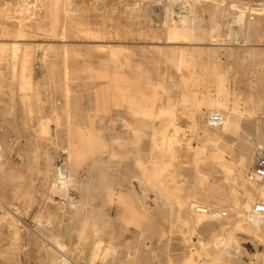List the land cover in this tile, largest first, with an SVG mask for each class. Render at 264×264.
Segmentation results:
<instances>
[{
  "label": "rangeland",
  "instance_id": "rangeland-1",
  "mask_svg": "<svg viewBox=\"0 0 264 264\" xmlns=\"http://www.w3.org/2000/svg\"><path fill=\"white\" fill-rule=\"evenodd\" d=\"M24 1L0 0V264H264L241 217L264 203V6Z\"/></svg>",
  "mask_w": 264,
  "mask_h": 264
},
{
  "label": "bare ground",
  "instance_id": "bare-ground-1",
  "mask_svg": "<svg viewBox=\"0 0 264 264\" xmlns=\"http://www.w3.org/2000/svg\"><path fill=\"white\" fill-rule=\"evenodd\" d=\"M24 1V0H23ZM39 1V0H38ZM243 1V0H242ZM247 1V3H250V2H253L254 4H256L257 6L258 5H260V6H264V2L263 1H248V0H246ZM25 2V1H24ZM239 2H241V0H239ZM21 3H23L22 1H21ZM55 4V3H54ZM56 5V4H55ZM35 6V5H34ZM62 6H64V4L62 5ZM190 6V5H189ZM17 7H18V5H17ZM37 7V6H36ZM63 9V8H62ZM180 9V8H179ZM67 10V9H66ZM185 10V9H184ZM212 10V9H211ZM65 11V10H64ZM63 11V12H64ZM189 11V10H188ZM1 12V11H0ZM21 12H23V11H21ZM154 12V11H153ZM66 13V12H65ZM185 13V12H184ZM213 13V12H212ZM10 14V13H9ZM8 14V15H9ZM67 14V13H66ZM242 12H239V14L237 15V17L235 18V21H236V23H240L241 22V18H242ZM20 15V14H19ZM25 15H26V13H25ZM184 15V14H183ZM213 15V14H212ZM216 15V14H215ZM215 15H213V16H215ZM12 17H14V15L12 14L11 15ZM189 16V15H188ZM194 16V15H193ZM2 17V16H1ZM9 17V16H8ZM244 17V16H243ZM10 18V17H9ZM181 18H183V17H181ZM4 19V18H3ZM185 19V18H184ZM1 20V19H0ZM8 20V19H7ZM200 20V19H199ZM243 20V19H242ZM4 21V20H3ZM9 21H10V19H9ZM16 21V20H15ZM22 21V20H21ZM185 21H186V19H185ZM188 21V20H187ZM181 22V21H180ZM182 22H183V20H182ZM181 22V23H182ZM17 23V22H16ZM29 23V22H28ZM235 23V24H236ZM34 24V23H33ZM164 25V24H163ZM191 25V24H190ZM1 26H3V25H1ZM20 26V25H19ZM218 26V25H217ZM236 26V25H235ZM86 27V26H85ZM180 27H182V26H180ZM189 27V26H188ZM239 27V26H238ZM16 28H17V26H16ZM19 28V27H18ZM25 28V27H24ZM171 28V27H170ZM191 28H193V27H191ZM6 29H7V25H6ZM11 29L13 30L14 28H12L11 27ZM2 30V29H1ZM169 30V29H168ZM194 30V29H193ZM19 31V30H18ZM167 31V30H166ZM205 31V30H204ZM140 32V31H139ZM189 32H190V30H189ZM196 32V31H195ZM7 33V32H6ZM14 33V32H13ZM13 33H12V35H13ZM107 33V32H106ZM148 33V32H147ZM176 33V32H175ZM185 33V32H184ZM199 33V32H198ZM204 33V32H203ZM10 34V33H9ZM89 34V33H88ZM174 34V33H173ZM187 34H188V32L187 33H185V35L184 36H187ZM207 34V33H206ZM11 35V34H10ZM82 35V34H81ZM134 35V34H133ZM171 35V34H170ZM191 35V34H190ZM14 36V35H13ZM13 36H12V38H13ZM94 36V35H93ZM137 36V35H136ZM195 35H194V33H193V37H194ZM205 36V35H204ZM3 37V36H2ZM20 37H21V35H20ZM86 37V36H85ZM141 37V36H140ZM172 37V36H171ZM201 37V36H200ZM172 38H174V37H172ZM178 38H180V37H178ZM189 38V37H188ZM183 39H185L184 37H183ZM187 39V38H186ZM191 39V38H190ZM196 38H194V40H195ZM206 39V38H205ZM198 40H199V38H198ZM197 40V41H198ZM211 41V40H210ZM234 41V40H233ZM188 45V44H187ZM12 46H15V45H12ZM221 46V45H220ZM17 49V48H16ZM196 49V48H195ZM11 52V51H10ZM64 52V51H63ZM62 52V53H63ZM115 53V52H114ZM229 54V53H228ZM13 54H12V52H11V56H12ZM1 56V55H0ZM178 56V55H177ZM13 57H15V56H13ZM181 57V56H180ZM2 58V57H1ZM0 58V59H1ZM17 58V57H16ZM63 58V57H62ZM181 58H183V57H181ZM11 59H12V57H11ZM15 59V58H14ZM178 59V58H177ZM2 60V59H1ZM205 60V59H204ZM183 61H186V60H183ZM183 61H182V59H181V62L183 63ZM178 62V60L176 61V63ZM180 62V61H179ZM185 63V62H184ZM189 63V62H188ZM11 64V63H10ZM181 64V63H180ZM211 64V63H210ZM183 65V64H182ZM190 65V64H189ZM209 65V64H208ZM197 66V65H196ZM178 67V66H177ZM66 68V67H65ZM198 68V67H197ZM264 68V67H263ZM192 69V68H191ZM216 74V73H215ZM198 76V75H197ZM219 76V75H218ZM165 80V79H164ZM66 81V80H65ZM222 86V85H221ZM65 87V86H64ZM118 88V87H117ZM120 88V87H119ZM120 90V89H119ZM227 91V90H226ZM136 94V93H135ZM140 94V93H139ZM136 95H138V94H136ZM134 98H135V96H134ZM213 103V102H212ZM221 107H222V105H221ZM224 107V106H223ZM66 111V110H65ZM216 113H219L220 114V112L219 111H216ZM65 115V114H64ZM231 115V114H230ZM236 116V115H235ZM237 117V116H236ZM238 124V123H237ZM172 126V125H171ZM238 126V125H237ZM235 128V121L234 120H231V119H229V118H226L225 117V119H224V123H223V125H222V127L219 129V131H222V132H228V131H232L233 129ZM170 129V128H169ZM258 131V130H257ZM258 132H260L261 133V131H258ZM257 132V133H258ZM228 133H230V132H228ZM232 133V132H231ZM233 133H235V132H233ZM256 133V134H257ZM263 134V133H262ZM259 137V136H258ZM264 137V136H263ZM165 138V137H164ZM264 139V138H263ZM261 140V139H260ZM171 141V140H170ZM261 141H263V140H261ZM161 142V141H160ZM159 144V143H158ZM217 146V145H216ZM170 147V146H169ZM245 147V146H244ZM168 149V148H167ZM250 150V149H249ZM252 151V150H251ZM164 152V151H163ZM217 153V152H216ZM72 154V153H71ZM218 154V153H217ZM243 154V153H242ZM68 156H70V155H68ZM166 156V155H165ZM71 157V156H70ZM214 157V156H213ZM221 157V156H220ZM249 157V156H248ZM218 158V157H217ZM77 159V158H76ZM246 158H239L238 160H239V162H238V166H239V168L240 169H245V167L247 166V160H245ZM219 161V160H218ZM71 163V162H70ZM72 164V163H71ZM237 164V163H236ZM222 167V166H221ZM166 177V176H165ZM60 179V178H59ZM62 184V183H61ZM245 192L246 193H248L247 192V190H245ZM252 192V191H251ZM250 191H249V194L251 193ZM72 193V192H71ZM164 198V197H163ZM71 200V199H70ZM166 201V200H165ZM191 206V205H190ZM247 208V215L246 216H241V217H243L244 219H246V221L250 224V226L251 227H254V228H257V227H260V226H264V219H259V220H251L250 219V212H251V208H248V207H246ZM141 209V208H140ZM144 209V208H143ZM202 210V209H201ZM200 211V210H199ZM201 213H203L204 211H200ZM67 214V213H66ZM213 214V213H212ZM219 212H214V215L215 216H219ZM232 218V217H231ZM45 224V223H44ZM238 225V224H237ZM44 241V240H43ZM55 245H56V243H55ZM54 245V246H55ZM98 245V244H97ZM58 246V245H57ZM229 246V245H228ZM228 246H225V247H227L228 248ZM59 247V250H60V248H61V246H58ZM91 248V247H90ZM64 249V248H63ZM109 249V248H108ZM224 250H225V248H223ZM56 250H57V248H56ZM92 250V249H91ZM94 250V249H93ZM100 251V250H99ZM98 251V252H99ZM107 251V250H106ZM60 252H61V250H60ZM92 253H91V256H92V258H94V257H96L97 256V253L95 252V251H91ZM106 253V252H105ZM113 253V252H112ZM107 254H110L111 255V253H107ZM106 254V255H107ZM109 255V256H110ZM105 257V256H104ZM113 257V256H112ZM91 259V258H90ZM62 260V259H61ZM64 260V259H63ZM93 260H95V259H93ZM92 261V260H91ZM63 262V261H62ZM87 263V262H86ZM105 264V263H104Z\"/></svg>",
  "mask_w": 264,
  "mask_h": 264
},
{
  "label": "built area",
  "instance_id": "built-area-1",
  "mask_svg": "<svg viewBox=\"0 0 264 264\" xmlns=\"http://www.w3.org/2000/svg\"><path fill=\"white\" fill-rule=\"evenodd\" d=\"M223 123L224 117L219 113H209L206 116V124L210 130H219ZM246 180L252 184L264 182V150L257 149L254 151L252 164L246 172ZM221 215L226 216L225 213ZM250 219L254 221L264 219V203L253 204Z\"/></svg>",
  "mask_w": 264,
  "mask_h": 264
},
{
  "label": "water",
  "instance_id": "water-1",
  "mask_svg": "<svg viewBox=\"0 0 264 264\" xmlns=\"http://www.w3.org/2000/svg\"><path fill=\"white\" fill-rule=\"evenodd\" d=\"M248 1H263L264 2V0H248Z\"/></svg>",
  "mask_w": 264,
  "mask_h": 264
}]
</instances>
